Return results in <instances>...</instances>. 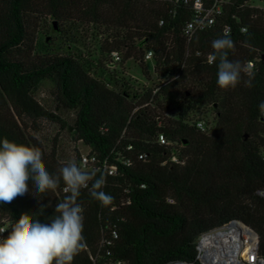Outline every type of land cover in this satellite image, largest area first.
Segmentation results:
<instances>
[{
  "label": "trees",
  "instance_id": "16d2710c",
  "mask_svg": "<svg viewBox=\"0 0 264 264\" xmlns=\"http://www.w3.org/2000/svg\"><path fill=\"white\" fill-rule=\"evenodd\" d=\"M189 1L0 0V141L39 148L48 172L59 174L64 164L55 149L47 153L28 126L62 124L35 99L49 81L58 104L75 113V140L97 159L85 171L95 172L94 180L104 176L100 190L113 197L107 206L93 199L94 180L81 189L86 247L72 264H200L198 237L231 221L258 235L264 257V198L257 195L264 190V8L227 0L215 24L188 42ZM41 10L74 46L99 38V56L36 53L29 30ZM224 36L235 45L230 61L254 62L227 89L217 85L219 59L209 61L212 41ZM148 52L152 59L144 61ZM131 59L142 81L127 75ZM206 105L215 112L212 129L206 118L190 117ZM197 119L206 133L195 128ZM161 134L171 146L160 145ZM172 154L182 163L167 162ZM103 162L116 173L109 175ZM63 188L61 180L40 200L29 181L32 195L0 204V226L9 232L24 213L50 223L56 204L70 195Z\"/></svg>",
  "mask_w": 264,
  "mask_h": 264
},
{
  "label": "clouds",
  "instance_id": "9594fccd",
  "mask_svg": "<svg viewBox=\"0 0 264 264\" xmlns=\"http://www.w3.org/2000/svg\"><path fill=\"white\" fill-rule=\"evenodd\" d=\"M212 47L215 54L210 56V62L219 59L217 85L222 89L236 87L245 69L240 61L228 59V50L235 47L233 40L224 36L213 40ZM246 83L251 87V79ZM259 109L264 113V101L260 102ZM58 172V175L48 172L39 148L7 138L0 141V204L29 194V181L36 191V195L30 194L40 200L49 190H55L61 180L63 191L70 193L56 204L58 215L50 223L33 220L28 213L21 214L8 234L0 238V264H72L74 257L86 247L84 210L77 199L81 189L88 188L96 174L82 170L75 161L62 165ZM104 184V176L95 179L90 195L107 206L113 197L100 190ZM44 207L47 206L41 208Z\"/></svg>",
  "mask_w": 264,
  "mask_h": 264
},
{
  "label": "rangeland",
  "instance_id": "374dc122",
  "mask_svg": "<svg viewBox=\"0 0 264 264\" xmlns=\"http://www.w3.org/2000/svg\"><path fill=\"white\" fill-rule=\"evenodd\" d=\"M255 7L264 8V0H253ZM33 25L29 30L30 39L33 40V45L36 53H48L50 55H80L84 59L96 58L99 56L96 50L98 39L84 40L83 43L78 46L72 45L64 34L58 33V27H61V23L56 24L58 26L56 31L52 30V19L44 14L41 10L40 14H37L31 18ZM87 31L89 29H86ZM96 31H89L88 37ZM97 35V34H96ZM95 60V59H94ZM148 66H151L148 63ZM127 75L137 80L142 81L144 77L141 74V69L136 66L133 60H127L126 66ZM35 99L49 112L53 113L62 122L57 120H39L34 124L28 123L29 131L31 135H34L36 139L41 143L42 147L47 153H50L53 149L56 151L57 159L59 163L66 164L70 161H75L77 155H86L89 153V149L81 142H77L72 133L74 127L75 113L73 111L64 110L56 100V90L49 81H44L40 84ZM215 112L210 106H201L196 111L190 114L191 118H206L210 123L209 129L214 126ZM64 124V126H63ZM36 130V132H34Z\"/></svg>",
  "mask_w": 264,
  "mask_h": 264
},
{
  "label": "built area",
  "instance_id": "2783aa9c",
  "mask_svg": "<svg viewBox=\"0 0 264 264\" xmlns=\"http://www.w3.org/2000/svg\"><path fill=\"white\" fill-rule=\"evenodd\" d=\"M226 1H189L194 15L183 29V35L188 42L198 32L208 29L215 24L216 19L222 15V4ZM225 33H228V29H226ZM152 56L151 52L146 53L144 61H150ZM112 57L114 62L118 63L120 61L117 53H113ZM253 67L254 62L248 61L244 67L245 72L249 73ZM193 123L198 131L207 132L208 128L203 120L197 119ZM158 142L162 146H171L162 134L159 135ZM262 157L264 158V152L262 153ZM167 162L182 163L177 154H172ZM167 162H164V164ZM96 163V157L88 153L81 155L79 166L85 171L91 169ZM103 169L109 175L116 173V167L107 166L106 162H103ZM257 195L264 198V190L257 191ZM7 234L6 227L0 226V238ZM196 251V260L200 264H264V257L259 254L258 235L239 221H231L199 236L196 241Z\"/></svg>",
  "mask_w": 264,
  "mask_h": 264
},
{
  "label": "water",
  "instance_id": "95a60500",
  "mask_svg": "<svg viewBox=\"0 0 264 264\" xmlns=\"http://www.w3.org/2000/svg\"><path fill=\"white\" fill-rule=\"evenodd\" d=\"M53 27H54V29H57L56 26H55V24L53 25Z\"/></svg>",
  "mask_w": 264,
  "mask_h": 264
}]
</instances>
